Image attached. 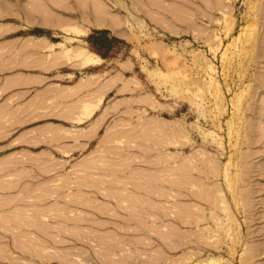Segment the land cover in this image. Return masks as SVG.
I'll list each match as a JSON object with an SVG mask.
<instances>
[{"label": "rangeland", "instance_id": "obj_1", "mask_svg": "<svg viewBox=\"0 0 264 264\" xmlns=\"http://www.w3.org/2000/svg\"><path fill=\"white\" fill-rule=\"evenodd\" d=\"M0 24L62 52L50 171L0 154V264H264V0H0Z\"/></svg>", "mask_w": 264, "mask_h": 264}, {"label": "crops", "instance_id": "obj_2", "mask_svg": "<svg viewBox=\"0 0 264 264\" xmlns=\"http://www.w3.org/2000/svg\"><path fill=\"white\" fill-rule=\"evenodd\" d=\"M29 29L32 28H8L0 24V154L18 145L25 148L40 145V151L23 148L22 152L32 159L27 160L26 171L45 172L50 171V157L54 152L51 148L58 147L59 151L62 148V125L42 118L51 113V90L57 89L59 98L62 97V81L59 78L57 83L52 82L50 74L51 69L62 67V52L49 36ZM52 45L54 54H50ZM55 113L61 116V107ZM20 152L5 151L0 163L14 161ZM53 161L60 163V160ZM0 169L6 167L0 166Z\"/></svg>", "mask_w": 264, "mask_h": 264}, {"label": "bare ground", "instance_id": "obj_3", "mask_svg": "<svg viewBox=\"0 0 264 264\" xmlns=\"http://www.w3.org/2000/svg\"><path fill=\"white\" fill-rule=\"evenodd\" d=\"M98 10V9H97Z\"/></svg>", "mask_w": 264, "mask_h": 264}]
</instances>
